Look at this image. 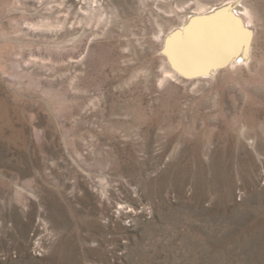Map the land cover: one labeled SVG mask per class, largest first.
I'll list each match as a JSON object with an SVG mask.
<instances>
[{
    "label": "rangeland",
    "instance_id": "1",
    "mask_svg": "<svg viewBox=\"0 0 264 264\" xmlns=\"http://www.w3.org/2000/svg\"><path fill=\"white\" fill-rule=\"evenodd\" d=\"M226 1L0 0V264H264V0L249 65L164 68Z\"/></svg>",
    "mask_w": 264,
    "mask_h": 264
},
{
    "label": "bare ground",
    "instance_id": "2",
    "mask_svg": "<svg viewBox=\"0 0 264 264\" xmlns=\"http://www.w3.org/2000/svg\"><path fill=\"white\" fill-rule=\"evenodd\" d=\"M255 35L254 15L240 0L194 13L182 26L166 34V74L199 83L247 66L252 59ZM167 79L165 76L163 82Z\"/></svg>",
    "mask_w": 264,
    "mask_h": 264
}]
</instances>
